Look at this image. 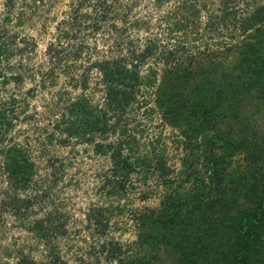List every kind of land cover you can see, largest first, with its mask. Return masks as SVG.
<instances>
[{"label":"trees","instance_id":"16d2710c","mask_svg":"<svg viewBox=\"0 0 264 264\" xmlns=\"http://www.w3.org/2000/svg\"><path fill=\"white\" fill-rule=\"evenodd\" d=\"M90 1L94 0H82V5ZM167 1L158 0L157 5ZM262 1L176 0L174 12L167 16L172 19L168 32L172 36L182 32L184 44L161 47L158 40L150 41L141 52L132 49L129 55L109 62H92L77 80L88 91L91 72L97 70L100 78L95 90L101 93L102 100L97 102L94 94L86 93L70 100L60 131L65 138L91 143L97 155L110 159L111 167L102 177L100 192L111 203L113 198L119 201L134 193L142 201L152 196L159 199L156 207L133 209L137 241L129 246L110 235L112 217L121 213L123 207L107 203L90 209L87 220L101 237L97 249L105 261L159 264L156 260L163 248L173 253L175 264H264V177L257 175L261 171L258 162L262 150L247 137L249 125L241 127L242 133L246 130L244 136L226 126L229 117L239 118L238 105L248 95L264 105ZM7 4L12 7L13 0H7ZM112 15V6L98 0L93 13L81 17L94 22L93 30L99 31ZM79 18L75 16L76 24ZM203 28L215 36L228 35L231 40H239L230 46L236 52L225 66L229 56L221 55L232 49L218 51V47H212L213 37L210 44L202 39L213 52L208 56L207 69L200 72L209 79L190 86L187 83L195 76L191 61L196 59L190 52L200 47L190 46L187 40L191 34L199 35ZM127 30L128 27L121 31ZM14 36L0 28V80L14 53L26 49L17 47ZM129 45H134L131 40ZM82 49L79 46L75 51V59ZM61 51L53 55L58 66H62ZM150 59L162 63L160 76V70L153 66H149L146 76L142 74V67ZM65 67L76 70L75 65ZM219 67L225 69L221 70L219 81L214 82L211 76ZM144 92L152 96L147 98ZM19 109L16 97L0 95V181L8 184L10 193L0 200V206H11L17 215H27L41 194V198L49 197V186L43 187L38 179L39 168L27 146L13 140ZM156 119L158 124L154 123ZM150 127L157 128V132ZM170 129L179 135L171 136L176 148L183 145L185 156L181 158L180 170L170 162L171 137L166 133ZM195 150L198 157L191 159ZM241 155L246 159V170H255L248 172V179V173L234 175L229 171ZM51 176L55 177V171ZM190 181L191 191L181 192ZM29 191L36 193L22 196ZM229 192L239 194L242 203L233 207V202L225 198ZM33 230L51 248L49 264H63L52 247L55 238L68 232L65 216L50 212L35 222ZM20 264L34 261L25 258Z\"/></svg>","mask_w":264,"mask_h":264},{"label":"rangeland","instance_id":"374dc122","mask_svg":"<svg viewBox=\"0 0 264 264\" xmlns=\"http://www.w3.org/2000/svg\"><path fill=\"white\" fill-rule=\"evenodd\" d=\"M96 1L98 0L82 5V0H13L14 5L11 7L7 0H0V28L9 36L15 35L18 48L26 47L23 52L14 53L5 67V77L0 80V95L3 98L14 96L18 99L21 113L12 133L13 140L27 146L39 168L38 179L43 187L49 186V197L46 195L41 198V194L27 215H17L11 206L7 209L0 206V264H20L25 258L34 261V264H49L51 248L44 244L33 228L37 220L44 219L50 212L65 216L68 232L55 238L52 247L58 252L63 264H115L105 261L104 255L98 252L101 237L87 220L90 209L107 203L123 207L121 213L112 217L110 235L129 246L137 241L133 209L158 205V196L142 201L138 193L119 201L113 198L111 203L99 190L102 177L111 167L110 159L97 155L91 143L80 142L77 138H65L60 130L62 115L70 100L84 93L94 94L97 102L102 100L101 93L95 90L100 78L97 70L91 72L88 91L77 83L92 62H109L129 55L132 49L141 52L153 40H158V46L161 47H177L186 42L182 32L173 36L168 32L172 19L168 20L167 16L174 12L177 3L176 0H169L159 6L158 0H104L112 6L113 19L103 22L102 28L95 31L92 27L94 22L81 17V14L93 13ZM75 16L80 17L77 24ZM203 22L205 24L207 20L204 19ZM113 25L120 30L113 28ZM127 27V31H121ZM211 37L214 38L212 47H218V51L232 49L230 46L239 40H231L228 35L215 36L211 31L207 33L204 28L199 35L191 34L187 43L190 46L197 44L200 49L190 52L196 58L191 61L195 76L187 83L190 86L209 79L200 72L207 69L208 56L213 54L211 48L205 47H210L208 44ZM202 39L208 44L204 45ZM130 40L134 45H129ZM79 46H83V49L75 59L74 53ZM57 51H61L62 66L56 65L57 60L53 57ZM235 52L232 49L221 55L227 58L229 56L224 61L225 66L231 63ZM204 59L206 62L202 61ZM157 62L159 63L150 59L148 66L142 67V74L146 76L149 66H153L152 68L160 70V76L163 65L158 59ZM65 63L71 67L75 65L76 70L68 71ZM222 69L225 68H217L215 74L212 73L211 80L219 81ZM149 93L144 92V96L150 98L152 94ZM249 96L238 105L239 118L229 117L226 126L233 132L242 133L241 127L247 128L249 125L247 137L262 150V158L258 162L261 171L257 175L264 177V105L258 98L250 99ZM157 122L159 119L154 121L155 124ZM149 129L157 132V128ZM245 132L242 133L243 136ZM166 133L169 137L172 133L179 137L178 132L171 129ZM168 145L171 165L180 170L181 158L185 156L183 145L181 143L179 145L182 148H176L172 137L168 138ZM197 157L195 150L191 159ZM245 160L243 155L239 156L232 162L229 171L234 175L237 172H250L245 168ZM53 171L55 177L51 176ZM248 177L249 173L247 179ZM191 188L190 181L183 185L181 192H189ZM8 193V184L0 181V200L8 197ZM35 193L36 191H29L22 196H33ZM225 198L228 202H233V207L243 201L239 194L233 195L230 192ZM236 198L239 199L238 203ZM158 257L156 262L159 264L176 262L173 253L163 248Z\"/></svg>","mask_w":264,"mask_h":264}]
</instances>
